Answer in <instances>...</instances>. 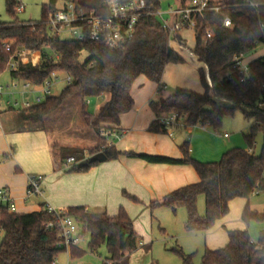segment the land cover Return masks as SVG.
Returning <instances> with one entry per match:
<instances>
[{"label": "trees", "instance_id": "trees-1", "mask_svg": "<svg viewBox=\"0 0 264 264\" xmlns=\"http://www.w3.org/2000/svg\"><path fill=\"white\" fill-rule=\"evenodd\" d=\"M58 1L49 0L43 4L40 20L20 21L16 18L19 2L6 0L7 12L15 20H0V75L8 70L12 56L26 50L36 57L22 58L18 70L10 71L13 78L36 86L42 85L53 72L68 74L72 78L71 84L59 95H50L43 102L21 110L23 119L39 122L80 94L84 103L81 115L98 139L97 146L88 151L89 157L103 152L107 160L126 155L154 164L192 166L199 177L197 183L178 188L148 205L152 211L161 207L173 211L185 207L189 232H208L229 214L232 200H249L253 194L264 192V151L261 158L255 157L256 137L259 133L264 134V57L249 63V76L236 67L237 57H245L259 43H264V0L212 1V5L221 3L225 8L222 14L207 10L198 17L196 43L192 49L205 65L199 69L203 91L177 88L173 94L150 102L157 118L149 130L156 133H168L159 117L169 113L184 116L186 127L208 125L217 131L227 115L241 111L252 122L245 134L247 149L231 148L218 161L212 162L194 158L189 142L180 146L183 157L173 158L124 153L101 137L104 129L115 128L122 133L118 129L121 116L134 107L131 89L140 76L158 83L162 92L167 65L185 63V59L171 47V42L186 46L182 35L170 38L156 17L146 16L140 19L133 39L114 50L89 37L83 40L52 37L47 22L61 8ZM147 1L157 3V0ZM73 3L88 13L104 10V0H73ZM224 15L232 19V27L224 26ZM207 30L213 32L211 38L207 37ZM12 40L14 44L7 51L5 42ZM90 98H105L95 114L86 108L85 100ZM60 150L63 162L70 157L78 161L66 168L68 172H86L100 163L81 167L80 163L89 159L84 150L67 147ZM8 158L9 155H4L1 159ZM124 194L134 202H141L126 192ZM201 195L206 209L203 216L198 208ZM67 214L77 221L83 234H89L88 249L91 252L106 245L108 255L103 264H121L123 258L138 249L141 243L134 221L123 207L113 216L102 211H89L83 206L70 207ZM242 219L246 223L252 220L264 223V212H253L247 204ZM52 220L45 203L41 204L39 211L28 213L11 212L6 205L0 204V264H58L59 255L67 250L58 246L59 232L47 227ZM227 235V245L218 249L207 248L201 264H264V229L257 242L247 229H228ZM85 253L81 248L70 249L72 260L81 259ZM183 264H193L191 256H184Z\"/></svg>", "mask_w": 264, "mask_h": 264}, {"label": "crops", "instance_id": "crops-1", "mask_svg": "<svg viewBox=\"0 0 264 264\" xmlns=\"http://www.w3.org/2000/svg\"><path fill=\"white\" fill-rule=\"evenodd\" d=\"M190 32L194 38L193 45L188 43ZM182 38L190 54L195 56L192 53L196 43L195 31H184ZM171 47L185 59L186 63V55L175 48L172 42ZM179 47L183 46L179 45ZM263 55L264 53L260 57ZM251 61L246 60V63L249 64ZM185 63L167 65L162 80L166 89L170 66H185ZM200 63L203 66L201 65L199 69L205 66L202 62ZM198 77L201 83L199 73ZM194 79L198 84L195 74ZM24 83L25 81L12 76L10 81H0V88H2L0 95V188L9 191L16 204L17 213L39 211L41 204L48 202L64 209L83 206L89 211H102L110 216L118 214L119 209L123 207L129 214L131 205L128 206L124 201V192L139 200L143 199L144 204L149 205L151 201L159 200L178 188L199 181L192 166L154 164L126 155L117 160L100 162L86 172H68L66 168L72 165L67 166V161L63 162L60 148L75 146L65 139L62 142L57 139L55 134L61 129L48 127L50 116L56 112L39 122L28 121L20 116V111L28 108L25 106L26 103H30L29 107L35 104L36 88L24 90ZM177 85L190 89L187 84L177 83ZM202 91L197 90L196 92ZM165 93L163 90L159 91L158 83L145 76H140L135 81L131 89L134 107L121 116L118 129L121 130L122 136L114 142L118 150L124 153L134 152L181 158L183 153L180 146L189 142L191 154L194 157L199 141L208 137L205 133L208 126L177 127L169 129L168 133H156L149 130L150 125L157 118L150 107V102L160 96L167 97ZM1 96H4L5 100L2 101ZM75 99L76 97L67 100L59 110L69 106L74 114L81 115L84 106L82 96ZM94 136L93 134L91 137L92 147H96L98 143L97 137ZM83 150L87 154L88 149ZM4 155H9V158L1 159ZM200 156L196 154L194 158L200 160ZM31 175L43 177L44 197H27L28 180ZM211 230L206 233H210ZM217 234L218 231H214L210 233V236ZM67 253L71 260L70 251Z\"/></svg>", "mask_w": 264, "mask_h": 264}, {"label": "rangeland", "instance_id": "rangeland-1", "mask_svg": "<svg viewBox=\"0 0 264 264\" xmlns=\"http://www.w3.org/2000/svg\"><path fill=\"white\" fill-rule=\"evenodd\" d=\"M16 1L25 5L23 11H16V18L20 21L40 20L43 4L49 2V0ZM217 1L223 2L227 0ZM70 2H73V0H59L58 6L63 7ZM177 6L178 4L174 0H165L162 3V10L167 12L170 7ZM0 20L7 22L15 20V17H12L7 12L6 0H0ZM62 38L72 39L74 37L70 34H65ZM188 43L189 45H193L194 43L192 32H190ZM172 45L181 50V52L186 55L187 59L185 66H170L168 81L166 83L167 89L164 87V84L162 86L164 93L167 92L165 95L169 96L173 94L177 88H182L183 85H177V83L187 84L189 86L188 88L195 91H202V86L198 77V69L202 64L195 56L190 54L188 47H179L175 42H172ZM263 53L264 43H259L254 51L244 57V61L255 60ZM29 56L31 59L36 57L34 54ZM194 74L197 76L198 84H196ZM58 76L60 80L58 82L53 81L51 86V95L54 96L59 95L66 87L64 81L65 75L60 73ZM2 80H11L8 70L1 74L0 81ZM17 84H19V81H17ZM195 87L197 89H194ZM79 96L81 97L80 94H77V96L75 95L72 98L74 99L76 97L77 99ZM1 97L2 101L5 100L4 96ZM87 101H89V103H87ZM85 102L88 112L95 114L105 102V98H90L86 99ZM49 119V128L61 129L59 133L56 132L55 134L59 141L62 142L65 139L74 144L75 147L73 148L82 150L88 149L89 151L95 147H92L93 143L91 142V137H93L94 133H92L91 128L87 126L83 117L74 114L69 106L58 110L56 114L51 115ZM251 124L252 122L249 121L241 111H237L234 115H227L217 131L212 126H208V128L205 129V133H207L206 136L208 137L199 141L194 157L196 154H200L201 159L199 161L212 162L218 161L223 153L231 148L240 147L247 149L248 145L245 140V134L249 131ZM198 127H200V125ZM225 133L228 134V137H224ZM58 145V147L61 146L59 143ZM88 151L87 154L89 157L90 154ZM123 199L128 206L129 204L131 205L129 215L135 223L137 233L141 236L142 244L140 243L138 249L126 255L121 264H183L184 256H191L193 264H201L202 257L207 248L218 249L226 246L228 241V229H247L255 242L259 240L260 232L264 229L263 222L252 220L250 223H246L242 219V214L247 204L253 212H264V192L253 194L249 200L244 198L232 200L229 214L218 221L210 231V233L218 231V234L213 237L210 236V233H195L187 230L186 222L188 219V212L185 207H179L176 211L164 207L152 211L148 204H144L143 199H140L141 202H134L127 196ZM198 208L200 214L203 216L206 211L203 195L198 199ZM84 238L86 242L81 245V248L86 252L84 257L78 260H70L69 254L63 252L57 259L58 264H103L104 259L108 255L106 245H103L96 252H91L88 249L89 234H84Z\"/></svg>", "mask_w": 264, "mask_h": 264}, {"label": "built area", "instance_id": "built-area-1", "mask_svg": "<svg viewBox=\"0 0 264 264\" xmlns=\"http://www.w3.org/2000/svg\"><path fill=\"white\" fill-rule=\"evenodd\" d=\"M165 0H157V3H149L147 0H104V10L100 12H85L78 9L75 3L59 8L49 17L47 30L52 37H62L70 34L75 40H83L89 37L94 41L103 42L109 49L114 50L124 46L131 41L136 34L139 21L142 17H156L163 28L167 30L170 38L181 34L186 30H193L196 33L198 17L204 15L205 11L212 10L217 14H222L225 5L217 3L212 5V1L217 0H174L178 6L170 7L169 11L162 10V3ZM25 9V5L19 3L16 11L20 12ZM232 19L224 15V26L232 27ZM208 38L213 36V32L206 31ZM14 41H6V50L10 51ZM30 52L21 50L12 56L8 65V71H17L21 59L28 57ZM264 57V55L262 56ZM236 67L245 74L250 75L249 64L244 61V56L236 58ZM60 73L53 72L51 77L42 85L36 86L30 82L24 83V90L36 88L35 104L43 102L46 97L51 95V86L54 82L60 80ZM66 86L71 84L72 78L64 74ZM242 78L241 81H244ZM16 87V85H14ZM2 88H0V95ZM13 93V92H12ZM89 103V101H87ZM26 107L30 103L25 104ZM159 121L167 129L177 127H186L185 117L176 113H169L159 117ZM208 126V125H207ZM172 135V134H171ZM122 133L117 129H104L101 137L106 139L108 145H114V142L120 139ZM224 137H228L225 133ZM78 161L74 157L67 159V166L74 165ZM27 197H44L43 177L40 175H31L28 180ZM0 204L6 205L11 212H16L17 207L9 191L0 188ZM45 208L52 214L53 220L47 224L49 229H56L59 232L58 246L70 251L71 248H81L82 243L86 242L82 229L77 221L67 214V209L55 207L46 202ZM82 249V248H81Z\"/></svg>", "mask_w": 264, "mask_h": 264}, {"label": "water", "instance_id": "water-1", "mask_svg": "<svg viewBox=\"0 0 264 264\" xmlns=\"http://www.w3.org/2000/svg\"><path fill=\"white\" fill-rule=\"evenodd\" d=\"M264 151V134L259 133L256 137V148H255V157L261 158ZM107 157L103 152L96 153L89 157V159L84 160L82 163H80V166H87L89 163L93 162H103L106 161Z\"/></svg>", "mask_w": 264, "mask_h": 264}]
</instances>
